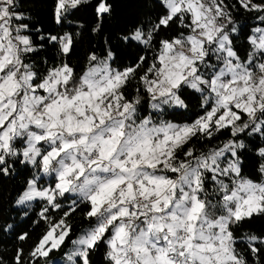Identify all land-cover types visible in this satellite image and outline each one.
Masks as SVG:
<instances>
[{
  "label": "snow or ice",
  "instance_id": "1",
  "mask_svg": "<svg viewBox=\"0 0 264 264\" xmlns=\"http://www.w3.org/2000/svg\"><path fill=\"white\" fill-rule=\"evenodd\" d=\"M238 2L247 11L264 12V0ZM89 3L54 0V22L64 25ZM160 5L163 14L151 28L136 26L120 37L154 50L151 62L145 54L116 69L109 49L104 58L89 54L86 71L77 75L67 59L44 73L30 62L39 50L33 31L65 58L74 50L71 32L45 35L28 22L18 0H0V176L12 175L16 164L35 170L15 203L27 215L32 202H43L39 218L48 225L27 260L23 248L17 249L15 264H47L65 244L71 232L67 217L77 202L59 220L49 213L69 194L89 206L85 216L94 222L72 241L70 264H92L91 254L102 243L108 264H250L248 256L251 264H264V236L235 235L236 226L264 216V182L242 172V137L264 139V27L253 29L251 51L242 59L227 0ZM94 11L92 31L100 32L113 5L95 0ZM172 25L181 31L155 41ZM136 79L140 87L129 98L127 88ZM185 88L201 94L203 114L191 124L139 114L141 92L155 113L187 108ZM224 131L229 138L222 145L199 154L184 151L194 138ZM257 155L264 175V146H257ZM45 176L52 183L41 184ZM16 228L0 224V232ZM17 238L24 241L28 233ZM244 240L248 256L239 250Z\"/></svg>",
  "mask_w": 264,
  "mask_h": 264
},
{
  "label": "trees",
  "instance_id": "2",
  "mask_svg": "<svg viewBox=\"0 0 264 264\" xmlns=\"http://www.w3.org/2000/svg\"><path fill=\"white\" fill-rule=\"evenodd\" d=\"M18 2L20 11L24 13L34 29H40L45 35L49 33L62 35L64 32H71L74 36V50L70 57L65 58L60 55L57 46H53L46 41H39L38 34L33 31V39L36 41L39 50L31 55L30 62L40 73H44L47 68L59 64L61 60L67 59L76 74L81 75L88 67L89 54L94 52L97 56L104 58L109 49L113 53L112 67L121 70L136 63L137 58L141 55L147 54L149 62H151V57L155 54L154 50L147 51L135 42L124 43L120 40V37L136 26L146 25L151 28L156 19L163 14V8L159 0H109V3L113 5L112 15L105 18L100 32L92 31L97 23L94 11L95 0H91V3L74 10L64 25L56 24L53 20L54 0H18ZM227 3L231 7L232 18L237 29L235 33H232L234 48L239 56L244 59L251 51L248 37L251 36L254 28L264 27V19H262L264 18V12L247 11L240 5L238 0H227ZM179 31L181 29H178L176 25H172L170 29H162L155 36V41L170 39L177 35ZM41 43H43V47H40ZM158 46V44L155 45V47ZM142 74L143 69L139 71L138 75ZM137 87H140L138 79L133 80L127 88L129 98L136 95L135 90ZM141 96L142 103L139 106V114L142 117L151 115L156 122L164 120L175 124H191L203 114L201 94L188 88L183 90L187 108L165 107L161 113H155L150 109L149 98L146 93L141 92ZM228 138L229 133L227 131L217 133L212 139L202 136L194 138L184 148V151H187L188 148H194L197 154L208 152L222 145ZM242 139H244L247 146L242 155L243 175L254 182H264V175L259 172L261 159L257 155V146H264V139H261L258 135L242 137ZM180 158H183V152L180 153ZM34 171L30 165L16 164L12 175L8 177L0 176V224L8 222L17 226L16 232H0V264H15L14 258L18 248H23L25 260H27L28 253L48 228V225L39 218V212L44 206L43 202H32L27 215L24 214L21 208L14 206L18 195L25 187L26 181L32 178ZM41 182L50 184L52 178L46 179L43 177ZM209 188H212L210 181ZM73 201H76L78 206L67 217V223L71 225L70 235L61 249L54 250L50 254L52 256L61 255L64 257L65 252L73 244L72 241H75L94 224L85 216L89 206L80 202L79 197L76 195H66V197L59 199L61 208L49 213L53 221L59 220L65 212L69 211ZM22 232L28 233V239L20 241L17 238V234ZM250 234L264 236V216H255L235 227V235L238 240ZM246 243V240L240 243L239 250L245 256H248ZM106 252L107 246L102 243L91 254L92 264H108ZM248 259L251 264V257L248 256ZM64 260L63 263L59 264H70L69 260Z\"/></svg>",
  "mask_w": 264,
  "mask_h": 264
},
{
  "label": "rangeland",
  "instance_id": "3",
  "mask_svg": "<svg viewBox=\"0 0 264 264\" xmlns=\"http://www.w3.org/2000/svg\"><path fill=\"white\" fill-rule=\"evenodd\" d=\"M159 2H160V0H159ZM251 35H253V31H252V34ZM198 93V92H197ZM200 94V93H199ZM150 109H151V107H150ZM152 110V109H151ZM153 111V110H152ZM45 178L46 179H48L49 177H47V176H45ZM42 184H45V183H43V182H41ZM48 184V182L45 184V185H47ZM69 195H71V194H69ZM72 196H75V195H72ZM14 206L15 207H17V208H21L20 206H17L16 205V203H14ZM81 236V235H80ZM79 236V237H80ZM78 237V238H79ZM77 238V239H78ZM76 239V240H77ZM73 244L68 248V250L65 252V255H64V257H62L61 255H58V256H52V255H50L49 256V258L47 259V264H59V263H63L65 260L64 259H67V260H69L68 259V256L72 253V251H73Z\"/></svg>",
  "mask_w": 264,
  "mask_h": 264
}]
</instances>
